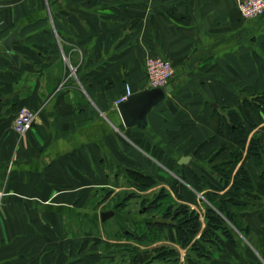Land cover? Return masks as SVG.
I'll use <instances>...</instances> for the list:
<instances>
[{
	"label": "crops",
	"instance_id": "1",
	"mask_svg": "<svg viewBox=\"0 0 264 264\" xmlns=\"http://www.w3.org/2000/svg\"><path fill=\"white\" fill-rule=\"evenodd\" d=\"M241 1L0 0V264H99L121 221L137 222L120 202L111 206L128 171L154 177L170 203L197 206L202 222L198 194L216 187L218 203L242 168L255 188L241 196V222L255 244L225 242L211 264H264V155L260 164L249 153L254 136L264 150V121L254 116L228 188L209 163L224 142L210 126L212 108L222 113L264 92V16L244 19ZM153 57L172 63L176 87L148 127L128 128L117 103L126 83L132 95L150 90ZM23 108L37 117L19 136L13 121ZM184 157L190 162L180 164Z\"/></svg>",
	"mask_w": 264,
	"mask_h": 264
},
{
	"label": "trees",
	"instance_id": "2",
	"mask_svg": "<svg viewBox=\"0 0 264 264\" xmlns=\"http://www.w3.org/2000/svg\"><path fill=\"white\" fill-rule=\"evenodd\" d=\"M254 116L257 117L258 121H264V92L251 93L239 105L223 107L222 113L212 108L210 126L216 134L223 137L224 142L219 151L209 160V163L213 166V171L224 189L228 188L232 181L226 175L227 170L231 165L242 160L244 145L248 143V131L258 127ZM249 153L260 164L263 163L264 150L258 136L252 138ZM128 174L131 179L137 180L139 185L142 184L143 179L150 180V184L143 183L145 188L157 184L154 177L132 171H128ZM207 188L218 191L216 187L209 185ZM231 188L232 190L226 194V197L218 203L210 196L206 198L213 206L209 207L205 213L206 229L202 232L201 214L188 205L179 204L175 207H169L163 213L161 220L139 223L135 232L125 230L126 233H123L122 237L133 238L138 243L145 242V246H153L159 242L178 244L182 249L188 250L187 264H211L214 259L213 250L216 249L221 253L225 242L236 246L239 237L248 241L250 238L253 239L251 229L243 226L241 222V213L243 212V206L240 204L241 196L248 194L255 188L247 168H242L237 174ZM157 207L161 206L157 205ZM157 207L148 209V211L151 212L150 210ZM230 207L238 210L231 211ZM171 220L174 223L170 222ZM135 224L138 223H132L133 226ZM160 248L164 250L165 247ZM129 254L133 255L132 252ZM148 254L149 252H145V255ZM147 260V256H144L143 264H147Z\"/></svg>",
	"mask_w": 264,
	"mask_h": 264
},
{
	"label": "rangeland",
	"instance_id": "3",
	"mask_svg": "<svg viewBox=\"0 0 264 264\" xmlns=\"http://www.w3.org/2000/svg\"><path fill=\"white\" fill-rule=\"evenodd\" d=\"M180 177L183 179L185 183V179L181 175ZM133 182H138V181L135 179H130L126 182L123 181L122 184L121 183L116 184L114 188H117L120 185H124L123 188H126V191L122 192L124 194H122L121 197H125L127 195L137 196L136 197L137 200L130 201L122 209H120L124 215H129V214L133 215L134 219L137 220V222L134 220H126L124 222L121 221L122 226L121 228H119L120 231H118L117 234L116 233L111 234L112 238L118 241L119 243H116L115 241L113 244H110V245L108 244L101 245V251H105L106 255H104L103 257L104 259L99 264H133L134 262H135L134 264H143L144 256H147L148 258L147 264H187L188 250L182 249L178 244L172 245V243H169V242H159V243L153 244V246L151 245L145 246V242L138 243L133 238L128 239V238L122 237L123 233H126L127 230L131 232H135L136 231L135 229L138 228L139 223L161 220L163 213L169 207H175L179 205L178 203H174V204L170 203V198L168 199V194H167V197L163 199L162 201L164 203L160 205L161 207H157L156 209L150 210L151 212H149L148 210H145L146 212H143V214H141L142 210L145 208L147 209L149 206V203L153 199H156L157 195L159 194V190L162 189V187H160L157 183L154 186L145 188L143 186L144 185L143 183L145 184L151 183L150 180H146V179L145 180L143 179L142 184L139 185L140 184L139 183L137 186H132ZM125 183L127 184L125 185ZM184 183L181 184V182L179 181L176 183V189L181 199H182V195H181L182 188L186 187L184 186ZM207 186L208 184L205 185L206 189H207ZM210 190H211L210 192L211 196L217 195L215 194L217 192L216 190L214 189H210ZM198 196L200 198V199L198 198L200 202L199 207L201 205L202 207H204L203 205H205V209H208L209 207L213 206L212 204H210L209 200L206 199V197L203 194H198ZM143 198L147 199L144 204H142ZM119 200H116V198L113 197V203L111 204V206L113 207L117 202H119ZM153 203H157V201ZM194 207H195L194 209H198V211H200V209L197 206H194ZM140 220L141 222H138ZM170 222H173V221L171 220ZM132 223H138V224H135L136 226L135 225L133 226ZM229 226L232 229H234L231 225ZM205 229H206L205 221H202L201 232L204 231ZM109 235L110 234L106 233V237H108ZM237 241H238L237 242L238 245L245 247L246 249H247V246H243V244L244 245L250 244L252 246L255 244L254 239H251V238L248 241L244 239L243 237H239ZM160 247L162 248L165 247V248H163L164 250H161ZM129 252H132L133 255L129 254ZM145 252L147 253L149 252V254L145 255ZM81 258L82 257L80 256V260ZM241 264H249V263L247 261H244Z\"/></svg>",
	"mask_w": 264,
	"mask_h": 264
},
{
	"label": "built area",
	"instance_id": "4",
	"mask_svg": "<svg viewBox=\"0 0 264 264\" xmlns=\"http://www.w3.org/2000/svg\"><path fill=\"white\" fill-rule=\"evenodd\" d=\"M239 13L244 19H256L264 16V0H243L239 4ZM146 75L150 89L164 88L175 77L172 63L163 57H153L147 60ZM75 70L71 67V74ZM133 94L130 84L126 85L125 95L118 101L117 105L126 101ZM36 113L30 109H20L13 121V130L19 135L23 136L31 131L36 122ZM6 191L0 187V204L6 196Z\"/></svg>",
	"mask_w": 264,
	"mask_h": 264
},
{
	"label": "water",
	"instance_id": "5",
	"mask_svg": "<svg viewBox=\"0 0 264 264\" xmlns=\"http://www.w3.org/2000/svg\"><path fill=\"white\" fill-rule=\"evenodd\" d=\"M16 40V32H14L8 37L4 45L10 50L12 43ZM175 87L176 83H173L165 88L146 90L131 95L126 101L120 103L117 109L124 125L128 128L138 126L139 128L145 129L148 127L147 117L149 113L163 102L167 94L172 93ZM190 160V157H184L181 159L180 164L189 163ZM111 216H113V213H102V221H106Z\"/></svg>",
	"mask_w": 264,
	"mask_h": 264
},
{
	"label": "flooded vegetation",
	"instance_id": "6",
	"mask_svg": "<svg viewBox=\"0 0 264 264\" xmlns=\"http://www.w3.org/2000/svg\"><path fill=\"white\" fill-rule=\"evenodd\" d=\"M172 82H170L168 85H170ZM167 85V86H168ZM165 88V87H164ZM128 181V180H127ZM158 183V182H157ZM116 184H118V183H116ZM138 185V183L137 182H133L132 183V186H137ZM122 187V186H121ZM118 189H120V186H118L117 187ZM121 191H122V189H121ZM122 194H124V193H122ZM122 194H119V195H117L116 196V200H118V199H120L119 200V206H118V209H122L126 204H128L130 201H134V200H137V196H134V195H131V196H129V195H127V196H125V197H121V195ZM167 197V194H166V192H165V190L162 188V189H160L159 190V194L157 195V197H156V199H153L150 203H149V206H148V208L146 209H143L142 210V213L141 214H143V212H146L145 210H148V209H151V208H153V207H157V205H160V202L161 201H163V199H165ZM146 198H143L142 199V204H144L145 202H146ZM157 201V203H153V202H156ZM156 205V206H155ZM109 212V211H108ZM108 212H104V213H108ZM114 213H116L115 211H114ZM102 217V216H101Z\"/></svg>",
	"mask_w": 264,
	"mask_h": 264
}]
</instances>
